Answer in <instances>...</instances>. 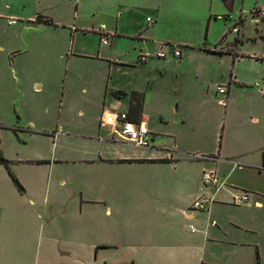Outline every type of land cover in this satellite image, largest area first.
Instances as JSON below:
<instances>
[{"label": "crops", "instance_id": "1", "mask_svg": "<svg viewBox=\"0 0 264 264\" xmlns=\"http://www.w3.org/2000/svg\"><path fill=\"white\" fill-rule=\"evenodd\" d=\"M51 1L69 4L70 0ZM91 1L90 5L94 6L92 9L111 4L109 0ZM43 2L36 1L39 5ZM83 3L84 0H76L77 16L85 8ZM46 9L37 10L35 16L28 17V20L37 22L39 18L49 19L51 25L62 27L63 31L58 32L62 48L60 52L68 49L72 37L77 42L80 32H88L84 30V24L80 25L84 20L78 18L75 21L78 28L73 35L69 31V24L63 25V22L56 21L61 16ZM68 11L71 12L70 7ZM119 13L115 24L108 29L105 27L112 41L104 45L100 39L99 45L91 48L97 58L104 59L103 53L108 51L119 53L118 57L129 58L130 53L122 52L120 48L128 46L125 40L142 35V29L135 32L133 23H128L130 18L124 17L121 6ZM3 16L0 12V18ZM19 19H23L20 14ZM148 19L147 27L150 28L156 20L149 23ZM30 28L29 24L19 26V30ZM93 31L101 38L104 35L100 29ZM167 45V42L160 43L159 49L147 43L142 46L147 49L145 54H150L146 62L141 61L142 52L138 56V64L145 67L148 75L145 77L147 91L152 90L153 79L167 81L173 77L178 80L181 75H186V72L181 71L186 65L191 66L192 71L196 63L192 62L194 54H198L202 60L209 53L223 57L226 52H233V47L213 50L187 43H184V47L178 44L172 50L165 51L164 46ZM86 47L82 43L80 49L85 50ZM175 48L181 51L178 57L174 56ZM1 51L6 50L2 48ZM24 51L29 52L28 47ZM161 51L166 54L165 58L157 56ZM128 61L117 60L116 64L136 67ZM198 67L205 70L204 65ZM31 80L29 94L21 92L10 100L0 99V137L2 131L12 128L5 125V113L13 111L17 118H14L15 123L22 130L24 117L38 111L47 112L53 107L54 100L44 97V84L36 79ZM218 85H225L228 89L225 96L217 91L224 98L211 100L213 106L221 108L220 136H216L219 144L212 150L208 149L209 154L197 152L212 157L210 160L187 157L192 151H197L190 147L195 146L199 136L190 133L187 137L183 135L187 116L179 108V102L176 112L173 111L175 116H179L175 120L177 126L163 121L162 109H159L161 122L156 124V120L152 121L144 114V92L137 86L127 89L120 85L116 87L114 101L109 102V106L105 98L99 104H90V109L96 112L93 123L98 132V141L115 148L136 147L119 140L112 134L111 128L102 123L104 114L117 108L128 112L131 121L147 124L150 142L155 141L157 136H166L168 140L162 139L154 146L136 147L139 150L134 155L90 160L89 164L98 166L96 168L101 177L82 183L74 191L70 202L58 205L50 202L53 178L48 180L45 178L47 174H23L21 166L44 165L45 160L35 161L19 154L5 155L21 188L6 167L0 164V260L19 261L27 256H35L39 260L53 251L74 256L82 264H264V109L252 108L239 114L232 108L236 89L252 88L253 81H244L230 74L227 83ZM255 86L258 87L257 84ZM5 89L6 84L0 79V93L3 94ZM133 92L144 98L141 117L130 113ZM256 92L258 96L264 97V91L256 89ZM178 100H183L185 107H193L199 120L204 98L191 93L180 95ZM23 130L19 133V141L23 140L22 134L28 140L32 136L49 138L46 131ZM207 169L217 172L224 187L216 190L203 185V172ZM133 173L144 177L137 183L128 177L122 182L118 179ZM60 184L65 185L66 181L61 179ZM241 192L249 193V202L245 205L233 204L234 195ZM19 196L25 198V204H19ZM201 196L214 199L210 209L192 210L193 203ZM190 226L196 230L192 231Z\"/></svg>", "mask_w": 264, "mask_h": 264}, {"label": "rangeland", "instance_id": "2", "mask_svg": "<svg viewBox=\"0 0 264 264\" xmlns=\"http://www.w3.org/2000/svg\"><path fill=\"white\" fill-rule=\"evenodd\" d=\"M36 1L0 0V12L4 14L0 18V79L6 84L4 93H0V99L10 100L21 92L29 94V88L32 87L30 79L44 84V97L54 100L53 107L47 112L38 111L24 117L21 128L23 131H46L49 138L32 136L28 140L22 134L23 140L19 141L22 130H19V125L15 123L17 118L11 111L3 116L7 122L5 125L12 128L1 132L0 154L4 158L5 155L19 154L35 161L45 160L44 165L21 166V169L23 174L45 173L48 180L53 178L50 202L55 205L70 202L74 191L87 179L96 181L101 177L96 168L98 166L89 164L90 160L134 155L139 150L133 146L115 148L98 141V132L93 123L96 112L90 109V104H99L105 98L109 106V102L114 101L118 85L127 89L137 86L144 92V114L152 121L156 120V124L161 122L159 109H162L163 121L177 126L175 120L179 116H175L173 111L176 112L179 102V108L187 116L183 135L187 137L190 133L199 136L195 146L190 147L197 151L190 154H209L208 149L218 146L216 136H220L221 108L213 106L211 100L224 98L225 95L217 93L216 87L227 83L230 74L244 81H253L252 88L236 89L233 110L242 114L252 108L264 109V97L256 94V89L264 91V18L260 17L258 21L255 19L259 17L255 10H264V0H228L229 5L223 0H109L111 4H102L100 9H92V1L84 0L85 8L78 16L76 0L68 1L69 4L44 0L42 6ZM120 6L124 17L130 18L128 23H133L135 32L142 29V35L125 40L128 46L120 48L122 52L130 53L129 58L118 57L119 53L110 51L103 53L104 59L97 58L91 48L99 45L101 36L93 30L102 26L108 29L115 24ZM45 8L61 16L56 21L63 22V25L69 24V31L73 35L78 28L75 22L78 18L84 20L80 25L84 24V30L88 32H80L77 42L72 37L68 49L60 52L62 48L58 32L63 31L62 27L28 20V17L35 16L37 10ZM19 14L23 19H19ZM147 18L156 20L150 28L147 27ZM11 20L15 22L9 24ZM235 23L239 32L233 30ZM23 24L31 25L30 30H19V26ZM166 42L168 45L164 46L165 51L172 50L178 44L184 47V43H187L197 48L206 46L213 50L233 47V52H226L223 57L220 54H206V63L198 54H194L192 62L196 63L192 71L191 66L186 65L181 69L186 75H181L178 80L173 77L167 81L153 79V88L147 91L145 77L148 75L145 67L138 64L139 53H147V49L142 48L146 43L159 49L160 43ZM82 43L87 46L85 50L80 49ZM25 47H28L29 52L24 51ZM2 48L6 51L2 52ZM124 59L134 63L136 67L116 64L117 60ZM198 65H204L205 70ZM191 93H197L205 99L202 101L204 104L199 120L193 107H185L183 100H178L180 95ZM0 114L2 115L1 112ZM162 139L168 140L166 136H157L155 141L150 142V146L157 145ZM126 145L130 146L128 143ZM43 157L45 159H39ZM127 177L137 183L144 175L133 173L118 179L122 182ZM61 179L66 181L65 185L60 184ZM25 202V198L19 196V204ZM35 258L27 256L19 261L0 260V264H82L74 256L53 251L39 260Z\"/></svg>", "mask_w": 264, "mask_h": 264}, {"label": "built area", "instance_id": "3", "mask_svg": "<svg viewBox=\"0 0 264 264\" xmlns=\"http://www.w3.org/2000/svg\"><path fill=\"white\" fill-rule=\"evenodd\" d=\"M255 12L259 16L255 18L256 21L260 17L264 18V10L256 9ZM222 18V17H219ZM15 21H9V24H13ZM149 23L153 22V19H148ZM234 31L239 32L240 29L237 27V23L234 25ZM100 31L104 33L103 37L101 38V42L106 45L109 43V35L106 33L105 26L100 28ZM181 55V51L178 48L174 50V56L178 57ZM158 57L165 58L166 54L161 51L157 54ZM150 57V54H144L141 56V61L146 62L147 58ZM217 91L222 94L226 95L228 89L225 85H218ZM103 125L109 126L111 128L112 134L117 137L119 140L128 142L133 144L136 147H149L150 145V130L147 124L143 121L141 122H134L131 121L129 117V113L126 111H122L120 108H117L113 111L106 112L103 116L102 120ZM190 158L195 160H210L212 157L204 154H190ZM203 185L205 187H212L218 190L220 187H224V184L220 181L218 174L213 169H207L203 172ZM250 195L247 192H241L240 194H236L233 197V204L235 205H245L249 202ZM214 199L201 196L199 197L192 205V210H199V211H208L213 204ZM192 231L196 229L194 226H190Z\"/></svg>", "mask_w": 264, "mask_h": 264}, {"label": "trees", "instance_id": "4", "mask_svg": "<svg viewBox=\"0 0 264 264\" xmlns=\"http://www.w3.org/2000/svg\"><path fill=\"white\" fill-rule=\"evenodd\" d=\"M223 1L226 2L229 5V1L228 0H223ZM37 22L38 23H43V24H52L51 20L42 19V18L37 19ZM143 102H144V98H143L142 95H140L138 93H135V92L132 93V104L130 106L131 115H135L136 117H141L142 111H143ZM0 164L4 165L6 167V169L11 174V176L14 179L15 183L17 184V186L19 188H21L20 183L17 181V179L14 177L13 173L11 172L10 161L5 159L1 154H0Z\"/></svg>", "mask_w": 264, "mask_h": 264}]
</instances>
